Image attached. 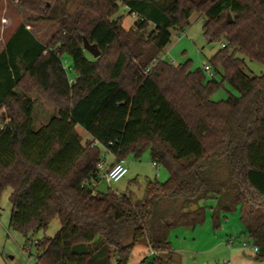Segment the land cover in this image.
<instances>
[{
    "label": "trees",
    "instance_id": "obj_1",
    "mask_svg": "<svg viewBox=\"0 0 264 264\" xmlns=\"http://www.w3.org/2000/svg\"><path fill=\"white\" fill-rule=\"evenodd\" d=\"M11 1L58 30L44 45L20 24L0 53V202L12 189L10 228L25 236L61 223L36 241V263L131 264L146 237L169 252L171 229L204 223L215 201L214 227L239 212L264 264V74L245 72V59L264 66V0H83L73 14L63 0ZM122 8L137 17L129 30ZM196 13L207 41L223 43L210 61L220 81L159 58ZM225 84L240 96L213 101ZM34 91L58 110L40 127ZM102 148L113 163L150 150L169 178L141 200L102 193Z\"/></svg>",
    "mask_w": 264,
    "mask_h": 264
},
{
    "label": "rangeland",
    "instance_id": "obj_2",
    "mask_svg": "<svg viewBox=\"0 0 264 264\" xmlns=\"http://www.w3.org/2000/svg\"><path fill=\"white\" fill-rule=\"evenodd\" d=\"M67 5L69 13L73 14L82 4L83 0H63ZM123 16V28L127 30L133 26L137 20L135 15H131L126 8H122L119 12ZM118 15V16H119ZM39 17L34 13H29L25 9L18 6L16 2L11 0H0V51L3 49L9 38L15 33V29L20 24H26L29 31H32L36 38L44 45H47L56 34L57 25L52 22H43L37 20ZM203 15L196 13L190 19V27L182 32L172 29L171 44L159 55L160 59L175 65L186 64L189 62L193 71L204 70L206 65H210L212 58L222 48L221 42L211 44L204 36ZM152 27L150 30H153ZM88 53V52H87ZM89 54V53H88ZM90 58H93L89 54ZM65 68L71 79L75 76L72 72V61L69 55L64 54L63 59ZM246 61L245 72L249 76H261L264 74V66L256 60ZM210 80L209 74H206ZM217 81L221 80V75L215 76ZM36 104V125L40 127L44 125L49 117L57 113L54 104L36 91L32 92ZM239 97V91L231 88L228 84L221 87L212 99L215 102L228 100L230 97ZM85 142H89L86 133L82 128L78 129ZM102 154L105 155L104 162L99 166L100 180L97 182V189L102 193L109 191L118 195L133 194L135 200H141L145 196V190L148 183H164L169 178L167 168L162 165L155 167L153 165V157L150 150L143 152L141 158H136L134 153L128 154L126 157V166L129 169L128 174L118 182L109 184L104 176L108 168L115 161L114 155L105 153L102 148ZM12 189H7L1 199L0 205V264H37V249L35 243L44 238H52L61 228L60 219L56 216L51 224L36 234L29 233L25 236L22 233L15 232L10 228V216L12 204L9 196ZM206 221L196 227L187 228L177 226L171 229L170 246L173 254L170 252L153 254V250L147 247V237L141 239L132 252L131 264H151L155 257H159L163 262L167 263L171 259V264H203L209 258L206 254L213 246V241L224 233L232 234L235 237L237 232L242 231L243 224L241 214H229L227 220L221 221V227L215 229L213 227V210L216 207L215 201H208L204 204ZM224 219V218H223ZM241 236V234H240ZM239 236V237H240ZM145 260V262H143Z\"/></svg>",
    "mask_w": 264,
    "mask_h": 264
},
{
    "label": "crops",
    "instance_id": "obj_3",
    "mask_svg": "<svg viewBox=\"0 0 264 264\" xmlns=\"http://www.w3.org/2000/svg\"><path fill=\"white\" fill-rule=\"evenodd\" d=\"M4 48L5 47H3L0 53L4 50ZM227 219L228 216L223 219V222ZM235 235L238 237L228 233H224V235L217 237V239L213 241L212 248H210L206 253L208 256L210 255L209 258L206 259L203 264H226L227 262L230 264H262L258 259H256V253L249 247H245L242 244L247 242L246 228L242 229L240 232H237ZM148 245L149 241L147 240V247ZM170 254L172 255L173 252L171 251Z\"/></svg>",
    "mask_w": 264,
    "mask_h": 264
},
{
    "label": "built area",
    "instance_id": "obj_4",
    "mask_svg": "<svg viewBox=\"0 0 264 264\" xmlns=\"http://www.w3.org/2000/svg\"><path fill=\"white\" fill-rule=\"evenodd\" d=\"M155 64H157V61H155ZM151 68L147 69V72H150ZM204 70L206 71V73H208L210 75L211 78L215 77V73L213 72L212 68L210 65H206L204 67ZM153 165L155 167H157L156 163H153ZM101 167V165H100ZM109 170L107 171L106 175L104 176L105 180L111 184L113 182H118L119 180L123 179L129 172V169H127L126 166V160L122 159L118 162H115L112 164L111 167L108 168ZM95 187H97V183L93 184ZM245 247H249L252 251H254L255 253L258 251V247L255 245H251L247 242L242 243ZM154 252V251H153ZM155 254V252L153 253ZM226 264H230L229 262H227Z\"/></svg>",
    "mask_w": 264,
    "mask_h": 264
},
{
    "label": "water",
    "instance_id": "obj_5",
    "mask_svg": "<svg viewBox=\"0 0 264 264\" xmlns=\"http://www.w3.org/2000/svg\"><path fill=\"white\" fill-rule=\"evenodd\" d=\"M229 19L231 20V18H229ZM85 50H86V52H88L93 57V59L98 58L101 55V52L96 45L91 46V45H88L86 43L85 44Z\"/></svg>",
    "mask_w": 264,
    "mask_h": 264
}]
</instances>
